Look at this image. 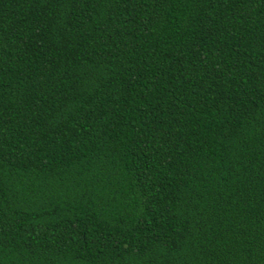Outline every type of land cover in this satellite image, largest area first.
<instances>
[{
  "label": "trees",
  "instance_id": "1",
  "mask_svg": "<svg viewBox=\"0 0 264 264\" xmlns=\"http://www.w3.org/2000/svg\"><path fill=\"white\" fill-rule=\"evenodd\" d=\"M0 264H264V0H0Z\"/></svg>",
  "mask_w": 264,
  "mask_h": 264
}]
</instances>
